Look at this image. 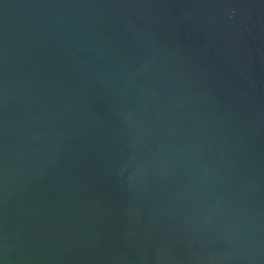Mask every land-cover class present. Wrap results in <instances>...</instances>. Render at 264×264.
I'll return each mask as SVG.
<instances>
[{
	"label": "water",
	"instance_id": "1",
	"mask_svg": "<svg viewBox=\"0 0 264 264\" xmlns=\"http://www.w3.org/2000/svg\"><path fill=\"white\" fill-rule=\"evenodd\" d=\"M0 264H264V0H0Z\"/></svg>",
	"mask_w": 264,
	"mask_h": 264
}]
</instances>
